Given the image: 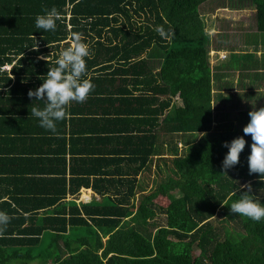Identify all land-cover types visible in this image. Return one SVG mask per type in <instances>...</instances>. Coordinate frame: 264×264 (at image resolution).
<instances>
[{
    "label": "trees",
    "instance_id": "1",
    "mask_svg": "<svg viewBox=\"0 0 264 264\" xmlns=\"http://www.w3.org/2000/svg\"><path fill=\"white\" fill-rule=\"evenodd\" d=\"M230 1L0 0V211L11 218L0 264H264V219L230 211L248 184L264 204L243 133L248 113L264 107V54H236L206 19L250 8L264 34V0ZM53 7L55 31L37 28ZM158 26L174 36L162 38ZM74 32L90 46L85 78L95 87L54 134L31 115L45 101L28 92ZM213 51L231 54L214 67ZM231 68L236 83L221 71ZM234 100L248 103L238 122L213 129L232 118L222 108ZM239 136L247 144L227 176L223 145ZM144 172L155 176L151 189ZM82 188L99 200L78 202Z\"/></svg>",
    "mask_w": 264,
    "mask_h": 264
},
{
    "label": "clouds",
    "instance_id": "2",
    "mask_svg": "<svg viewBox=\"0 0 264 264\" xmlns=\"http://www.w3.org/2000/svg\"><path fill=\"white\" fill-rule=\"evenodd\" d=\"M61 19L58 10L53 7L50 11L45 10L44 15L36 17V27L46 31H55L56 21ZM157 33L165 39L174 36V31H166L163 26L156 28ZM33 50H38V44ZM89 44L84 42L82 33L74 32L70 37V44L64 48L56 66L50 68L44 76L43 83L34 90H29V98L45 101V106L32 107L31 115L39 120L40 127L57 133V123L65 120L68 115V108L73 103H83L94 90V84L90 79L85 78L87 72L86 58L91 57ZM48 62V56H41ZM7 69H11L8 66ZM250 120L244 126V136H251V152L248 156L249 174H259L264 180V107L258 109L253 107L248 113ZM244 136L234 138L231 142H224L228 152L222 162L223 173L240 163V154L245 149L247 141ZM228 176V175H227ZM247 191L243 192L241 198L230 206L231 213L239 214L254 221L264 219V204L252 195L251 185H244ZM83 199V202H89ZM223 206V205H222ZM10 216L5 211H0V237L6 230Z\"/></svg>",
    "mask_w": 264,
    "mask_h": 264
},
{
    "label": "rangeland",
    "instance_id": "3",
    "mask_svg": "<svg viewBox=\"0 0 264 264\" xmlns=\"http://www.w3.org/2000/svg\"><path fill=\"white\" fill-rule=\"evenodd\" d=\"M236 1L239 2V0H236ZM229 2L231 1L227 0V3ZM235 2L233 3L235 4ZM206 19H208L207 21L208 27L210 26V23H212L211 21H213V27L210 30V34L220 33L221 35H225L221 39V44L228 45L231 48L235 47V49H232V50L236 54H246L247 52H249V53H256L257 56L259 57L263 56L264 54V34L256 30V25L254 23V20H255L254 14L250 8L239 9L236 7L235 8L229 7L225 9H220L219 11L211 15L209 14V11H208ZM220 29L222 30L220 31ZM230 54L231 53L229 51L221 52L219 56V60H222V62H224L223 60L227 58L229 59ZM210 56H211V61L216 62L217 59L215 57V53L211 52ZM221 71L225 73H229L230 79L233 80L235 83L239 78V71H235L233 68H231L229 72H226V70L224 71L221 70ZM224 94H227V92H225ZM173 101L177 103V100L174 99ZM245 102L247 101L245 100L240 101V102H237L236 100L230 101L228 107L227 105H225L222 108V112L224 114L231 115L232 118L230 120H226L221 123L219 121H215L212 124V128L219 129L221 124H226V123H232V125H235L236 122H238V118H237L238 109H242L243 107L246 106V104H248ZM258 102L262 105L264 103V99H261ZM255 104L257 105L258 103L255 102ZM183 151H184L183 149L180 150V153H183ZM141 177L144 178V180H146V182L149 184L147 185L148 188L151 189L152 188L151 185L153 184L152 181L155 178L154 174L144 172L141 175ZM154 202L158 204L159 206H161L162 208H166L170 201L168 200V198L162 195H159L155 199ZM156 220L158 222L164 223L165 221L164 214H162L161 212H158L156 216ZM216 225H219V224L216 222ZM196 254L198 255L199 252H196Z\"/></svg>",
    "mask_w": 264,
    "mask_h": 264
},
{
    "label": "crops",
    "instance_id": "4",
    "mask_svg": "<svg viewBox=\"0 0 264 264\" xmlns=\"http://www.w3.org/2000/svg\"><path fill=\"white\" fill-rule=\"evenodd\" d=\"M214 53H215V57H216V55H217V52L216 51H213ZM221 53V52H220ZM216 62H212V66H216L217 65V61H219V57L217 58L216 57ZM222 63V62H221ZM134 144H137V143H134ZM94 198H96V199H98L99 200V195H97L96 193H94L93 191H92V189H87V188H82L81 190H80V193H79V198H78V202H83V199H87V201L89 200V199H94ZM67 200H70V197H68V199ZM86 203V202H85Z\"/></svg>",
    "mask_w": 264,
    "mask_h": 264
}]
</instances>
